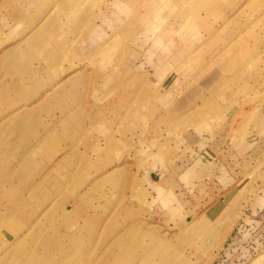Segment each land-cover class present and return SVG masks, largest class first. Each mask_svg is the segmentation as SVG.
Masks as SVG:
<instances>
[{
  "label": "rangeland",
  "instance_id": "obj_1",
  "mask_svg": "<svg viewBox=\"0 0 264 264\" xmlns=\"http://www.w3.org/2000/svg\"><path fill=\"white\" fill-rule=\"evenodd\" d=\"M95 1L102 5L87 1L86 13L109 8L108 0ZM177 1L184 7L198 0ZM144 2L119 0L110 9L140 14ZM171 2L149 22L160 39H149L148 49L164 52L171 66L159 72L166 83L158 89L161 78L149 75L156 90L145 87L147 106L117 125L100 164L32 165L18 177L16 166L1 164L16 161L13 144L6 145L15 134H0V264H133L130 255L152 260L145 264H264V0L218 6L214 12L230 20L213 19L215 31L199 29L197 40L188 41L192 59L182 60L167 52L182 29L169 16L186 15ZM69 4L71 25L81 9L78 0ZM161 92L170 97L163 100ZM153 169L181 175L182 194L165 207L146 180ZM29 177L41 181L38 197L24 188ZM45 209L50 212L41 216ZM162 253L163 261L156 255Z\"/></svg>",
  "mask_w": 264,
  "mask_h": 264
},
{
  "label": "crops",
  "instance_id": "obj_2",
  "mask_svg": "<svg viewBox=\"0 0 264 264\" xmlns=\"http://www.w3.org/2000/svg\"><path fill=\"white\" fill-rule=\"evenodd\" d=\"M87 1L92 6L102 5L95 0H78L81 11L74 19L77 25L73 21L71 26L69 22L72 20L66 12L70 0H0V104H3L0 134L7 129L13 131L15 137L12 136L6 145L12 143L16 149V161H3L1 164L16 166L18 177L28 170L26 166L32 165L69 166L73 162L82 166L89 164L90 160L93 164H100L104 159L102 152L106 150L104 143L111 138L117 125L122 119L140 113L142 105L147 106L146 88L156 83L149 75L156 72L160 77L171 68L164 59V52L148 49L149 39L155 38V42L160 39L149 22L152 16L162 18L167 0H145L146 9L140 14L131 11L124 12L125 15L110 9L119 0H108L106 11L96 8L92 14L86 13ZM171 1L181 7L177 0ZM224 2L227 0L186 2L181 7L186 11L183 19L174 14L169 16L172 22L180 21L182 29L167 52L178 60L184 57L192 59L194 43L189 44L188 41L197 40L199 29H216L211 25L215 18L221 17L225 22L230 20L222 10H219V15L214 12L218 6L226 4ZM189 29H193L195 34L185 32ZM120 41L123 43L118 47ZM199 45L204 48L209 42L197 43V47ZM229 46L224 45L223 52ZM101 71H105L103 75ZM108 72L114 73L115 78L108 79ZM176 77L171 79L173 85L178 83L179 77L177 80ZM161 80L155 84L158 89L167 78ZM104 85L109 86L105 92L102 90ZM162 92L163 100L170 97L169 93ZM172 100L180 99L172 97ZM74 135L77 139L69 141V137ZM53 150L58 151L57 162H52ZM70 151H75L80 158L72 159ZM112 164L114 162L109 163ZM176 173L153 169L146 176L154 196H160L164 207L165 200L178 199L182 194L181 175ZM65 175L67 180L64 184H68L69 178ZM38 183L36 178L29 177L24 184L32 197H38ZM185 191H188L187 187ZM20 196L24 195L19 193ZM75 204L82 208L78 202H73L72 206ZM48 212L45 209L40 214L47 215ZM114 240L109 241L111 245ZM156 255L159 258L166 256L163 253ZM130 260L133 264L152 261L137 255H130Z\"/></svg>",
  "mask_w": 264,
  "mask_h": 264
},
{
  "label": "bare ground",
  "instance_id": "obj_3",
  "mask_svg": "<svg viewBox=\"0 0 264 264\" xmlns=\"http://www.w3.org/2000/svg\"><path fill=\"white\" fill-rule=\"evenodd\" d=\"M68 1H69V0H68ZM70 1L72 2V0H70ZM71 2H70V3H71ZM40 182H41V181H40ZM40 182H39V183H40ZM37 185H38V184H37ZM31 186H32V185H31ZM31 186H30V187H31ZM30 189H32V188H30ZM28 191H29V190H28ZM185 229H186V228H185ZM185 229H184V230H185ZM18 239H19V238H18ZM7 250H8V249H7ZM7 250H6V251H7ZM3 255H4V254H3ZM138 255H139V254H138ZM132 256H133V255H132ZM137 258H138V257H137ZM134 260H135V259H134ZM128 262H129V261H128ZM130 263H131V262H130Z\"/></svg>",
  "mask_w": 264,
  "mask_h": 264
}]
</instances>
